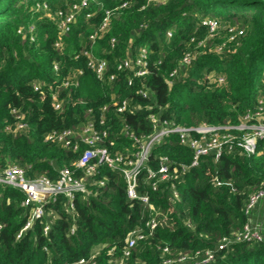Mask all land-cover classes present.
Returning a JSON list of instances; mask_svg holds the SVG:
<instances>
[{
    "label": "trees",
    "instance_id": "trees-1",
    "mask_svg": "<svg viewBox=\"0 0 264 264\" xmlns=\"http://www.w3.org/2000/svg\"><path fill=\"white\" fill-rule=\"evenodd\" d=\"M79 1L0 0V169L17 166L29 179L55 181L69 168L86 186L72 200L58 195L46 203L44 215L18 239L31 207L22 205V192L0 186V264H264V200L244 214L249 196L264 182V141L257 142L254 154L234 148L186 172L180 167L190 163L191 152L176 135L155 145L147 166L156 171L165 158L169 178L155 191L145 170L137 178L138 193L159 211L158 225L149 233L144 224L152 213L127 198L118 171L100 165L83 177L72 166L83 144L74 138L78 149L72 151L45 140L51 132L78 133L91 121L107 133L102 145L125 156L137 150L133 137L152 132L149 115L184 127L237 125L264 98V2L91 0L59 37L56 11ZM105 12L111 13L108 27L92 41ZM205 21L217 23L213 35ZM58 39L60 50L54 45ZM141 48L147 51L145 76L117 70ZM84 51L105 60L103 80L87 67ZM186 55L193 58L183 66ZM78 71L77 85L63 87ZM123 102L126 108L119 113ZM18 122L24 128L14 131ZM213 178L222 185L214 186ZM246 223L261 226V242L234 241ZM135 229L145 238L127 249L125 240ZM223 239L227 244L219 250ZM207 253L212 258L203 262Z\"/></svg>",
    "mask_w": 264,
    "mask_h": 264
},
{
    "label": "built area",
    "instance_id": "built-area-1",
    "mask_svg": "<svg viewBox=\"0 0 264 264\" xmlns=\"http://www.w3.org/2000/svg\"><path fill=\"white\" fill-rule=\"evenodd\" d=\"M167 0H147V3H160L163 4ZM91 0H80L68 7L67 10H58L55 13L57 33L59 37L64 36L69 30L70 26L75 22L76 15L83 8L88 7ZM37 7H39L37 5ZM125 7V4L121 8ZM45 9L46 6L43 5ZM111 13L105 12V17L97 32L92 34L89 38L94 41L100 35H102L107 27ZM204 24L208 26L209 32L213 35L218 27L215 21H205ZM229 33H233L231 29ZM240 34V32H239ZM99 35V36H98ZM233 39V34L229 37V40ZM111 46L114 45V40L110 41ZM57 49H61V40L56 41L54 44ZM222 46L215 48V52H221ZM83 56L87 59V67L91 70L97 79L103 80L106 73V62L103 59H95L90 53L84 51ZM191 55H186L182 58L181 64L183 66L188 65L192 60ZM147 51L145 48H141L134 59L126 58L121 61L118 66V71H127L134 77H143L147 74ZM54 70H57L56 65L53 66ZM81 71H78L65 82H62L63 87L76 86V75H80ZM176 74V70L172 71L170 77ZM108 81L114 79V75L107 76ZM223 79H219L221 84ZM131 83L129 79L128 84ZM143 97H146L147 93L141 92ZM54 100L53 108L58 110L60 104ZM126 108V103H121L118 106L117 111L123 112ZM105 108H103L104 110ZM16 113L15 111H13ZM22 116H17L19 121ZM149 121L152 126V132L141 138L137 139L133 137L134 143L137 145V150L130 155H112L109 150L102 145L104 139L107 136L105 131H99L95 127L93 122H88L78 132L71 130H64L60 133L51 132L45 138L46 141L59 143L63 148L77 151L78 143H73V139L76 138L78 142L85 146L79 158L72 164V166L82 172L84 176H90L94 174L98 166L103 165L111 170L118 171L125 181L126 196L130 200H138L144 207L151 211V217L145 222L144 226L151 233L158 225L157 215L159 211L154 209L149 203L148 196L146 194H139L137 190V178L142 170L146 171L147 180L150 181V188L152 191L157 189L159 182H164L169 178L168 166L165 164L167 160L161 159V163L156 171L151 170L147 166V162L152 148L163 141L170 135H176L180 145L186 147L191 152V161L188 165H181L180 171L186 172L191 168H198L201 161L206 157H211L214 161L218 160L225 151H231L234 148L241 149L246 155L254 154L258 141H264V98L258 99L256 108L252 112H247L237 125H208L205 123L197 126H179L173 122L167 120H160L154 115H149ZM102 120L99 124H102ZM24 125L20 122L16 123L14 131L20 130ZM177 170H174L176 173ZM212 183L214 186L219 187L222 185L217 179L213 178ZM102 184V182H100ZM226 184V183H225ZM230 185V184H226ZM0 186L10 187L14 190L20 191L25 195L23 206H30L31 212L28 221L22 227V229L16 235L18 239L21 234L29 229L33 221L40 219L44 215L43 206L49 201H54L55 197L61 195L69 200H72L76 194L86 191V186L83 178H78L74 175L73 170L69 168H63L59 171V176L55 181H51L45 176H39L29 179L25 176V172L17 166H7L4 169H0ZM173 196L176 198L177 193L173 191ZM264 200V182L261 188L255 193L251 194L246 202L244 208V214L250 215L255 206ZM72 208V205H70ZM249 222V221H248ZM48 227L45 226L43 233L45 234ZM72 232V230H71ZM145 234L142 229H135L127 235L125 240L126 248H132L137 241L143 240ZM235 242H261L263 239L262 228L260 225H251L246 223L242 230L234 235ZM227 244V240H222V244L218 246V249H223ZM127 255V252H124ZM212 258V255L207 253L203 262H207ZM82 261L79 262L81 264Z\"/></svg>",
    "mask_w": 264,
    "mask_h": 264
},
{
    "label": "water",
    "instance_id": "water-1",
    "mask_svg": "<svg viewBox=\"0 0 264 264\" xmlns=\"http://www.w3.org/2000/svg\"><path fill=\"white\" fill-rule=\"evenodd\" d=\"M260 1H263L264 2V0H260Z\"/></svg>",
    "mask_w": 264,
    "mask_h": 264
}]
</instances>
